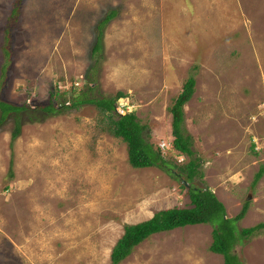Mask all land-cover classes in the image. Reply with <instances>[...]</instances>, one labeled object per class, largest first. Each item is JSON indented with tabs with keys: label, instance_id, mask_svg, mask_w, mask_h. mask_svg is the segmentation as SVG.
<instances>
[{
	"label": "rangeland",
	"instance_id": "obj_1",
	"mask_svg": "<svg viewBox=\"0 0 264 264\" xmlns=\"http://www.w3.org/2000/svg\"><path fill=\"white\" fill-rule=\"evenodd\" d=\"M190 77L192 184L228 219L248 203L240 230L264 223V0H0V101L28 107L16 139L17 116L0 122V264H110L123 225L189 208L184 176L132 168L100 110L71 104L121 93L115 113H133L178 171L190 158L171 148L169 108ZM50 101L61 114H42ZM211 244L210 225L186 226L120 264H223ZM233 252L264 264V229Z\"/></svg>",
	"mask_w": 264,
	"mask_h": 264
},
{
	"label": "trees",
	"instance_id": "obj_2",
	"mask_svg": "<svg viewBox=\"0 0 264 264\" xmlns=\"http://www.w3.org/2000/svg\"><path fill=\"white\" fill-rule=\"evenodd\" d=\"M16 12V11H15ZM116 12L111 11L97 25V39L93 47L92 54L97 55L101 52V41L104 26L112 20ZM195 92V81L190 77L182 86V90L169 108L171 115V128L173 141L171 148L190 158V161L184 167L176 169L169 161L165 160L161 149L154 148L149 143L146 136L147 126L141 125L133 113L119 115L115 113V102L122 98L121 93H117L111 99H89L85 98L71 104L72 107L81 104L95 105L103 116L106 117V131L114 138L121 139L127 148L128 164L134 169L157 168L169 174L173 179H180L182 183L188 184L187 195L190 200L189 208H171L160 210L145 221L136 224L123 225V234L114 244L110 253V264H120L130 256L133 249L148 239L150 236L158 233L169 232L186 226L210 225L212 227V244L209 250L223 257V264H242L235 255L234 248L244 239L250 237L256 231L264 229V223L247 229L237 228V223L246 215L248 203H246L240 213L234 218H226L224 205L218 200L216 195L208 190L201 189L192 184L195 177L201 179L202 174L198 171L199 164L193 160L191 150V138L183 134L184 106L191 100ZM64 107V106H63ZM27 106H15L0 101V122L5 120L9 114H14L15 128L12 132V140L16 139L20 133V122L17 119L19 113H25ZM61 108V107H60ZM42 114H61L60 109L54 108L52 101L49 106L40 109ZM114 113V114H113ZM264 169H260L254 179V184L260 180Z\"/></svg>",
	"mask_w": 264,
	"mask_h": 264
},
{
	"label": "water",
	"instance_id": "obj_3",
	"mask_svg": "<svg viewBox=\"0 0 264 264\" xmlns=\"http://www.w3.org/2000/svg\"><path fill=\"white\" fill-rule=\"evenodd\" d=\"M184 185H187L186 183Z\"/></svg>",
	"mask_w": 264,
	"mask_h": 264
}]
</instances>
